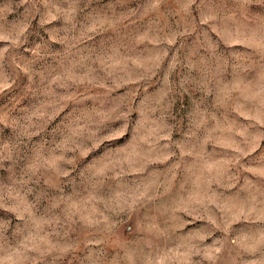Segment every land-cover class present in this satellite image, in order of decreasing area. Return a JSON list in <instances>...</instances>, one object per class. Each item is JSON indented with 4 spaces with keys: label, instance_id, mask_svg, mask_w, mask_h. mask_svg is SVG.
<instances>
[{
    "label": "rangeland",
    "instance_id": "374dc122",
    "mask_svg": "<svg viewBox=\"0 0 264 264\" xmlns=\"http://www.w3.org/2000/svg\"><path fill=\"white\" fill-rule=\"evenodd\" d=\"M0 264H264V0H0Z\"/></svg>",
    "mask_w": 264,
    "mask_h": 264
}]
</instances>
